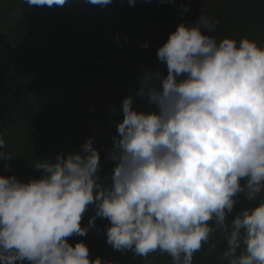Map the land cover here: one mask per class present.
Returning a JSON list of instances; mask_svg holds the SVG:
<instances>
[{"label":"clouds","instance_id":"clouds-1","mask_svg":"<svg viewBox=\"0 0 264 264\" xmlns=\"http://www.w3.org/2000/svg\"><path fill=\"white\" fill-rule=\"evenodd\" d=\"M67 2L23 0L49 8ZM87 3L107 8L113 0ZM201 13L158 48L167 74L142 70L137 78L134 95L152 108L136 109L133 95L123 100L110 176L100 174L93 138L76 153L35 164L40 178L0 176V264H113L92 260L83 241L69 243L97 218L109 221L107 243L121 253L158 251L172 264H193L223 229L228 264H264V44L218 41L210 33L219 21ZM5 148L0 136V160L9 161ZM241 197L255 203L226 223ZM90 206L95 216L82 227Z\"/></svg>","mask_w":264,"mask_h":264},{"label":"trees","instance_id":"trees-1","mask_svg":"<svg viewBox=\"0 0 264 264\" xmlns=\"http://www.w3.org/2000/svg\"><path fill=\"white\" fill-rule=\"evenodd\" d=\"M181 5L190 8L185 13ZM201 10L219 21L210 33L218 41L247 37L264 44V0H175L174 6L169 0H137L135 6L113 0L107 8L87 0H68L52 8L0 0V136L4 150L14 156L0 160V176L40 178L35 164L76 153L89 138L100 152L101 176H110L115 164L108 157L118 136L116 124L123 119V100L133 95L136 109L152 108L134 95L137 78L142 70L167 74L157 58L158 48L180 23L196 22ZM253 203L241 197L226 223ZM93 216L90 206L82 227H88ZM109 226L107 219L97 218L86 236L69 237V243L83 241L92 260L172 264L171 257L158 251L145 258L114 250L107 243ZM225 250L220 229L194 254L193 264H228Z\"/></svg>","mask_w":264,"mask_h":264}]
</instances>
